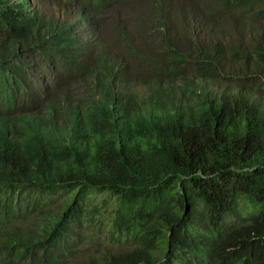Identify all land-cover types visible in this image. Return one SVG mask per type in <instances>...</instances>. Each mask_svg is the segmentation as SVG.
Here are the masks:
<instances>
[{
	"label": "trees",
	"instance_id": "16d2710c",
	"mask_svg": "<svg viewBox=\"0 0 264 264\" xmlns=\"http://www.w3.org/2000/svg\"><path fill=\"white\" fill-rule=\"evenodd\" d=\"M45 2L0 0V264H264V0Z\"/></svg>",
	"mask_w": 264,
	"mask_h": 264
},
{
	"label": "rangeland",
	"instance_id": "374dc122",
	"mask_svg": "<svg viewBox=\"0 0 264 264\" xmlns=\"http://www.w3.org/2000/svg\"><path fill=\"white\" fill-rule=\"evenodd\" d=\"M40 72L42 73V76L39 77V81L41 82V84H48L51 82V74L50 71L48 69V65H42L40 67ZM100 199V198H99ZM79 231L84 235V233H86V230L83 227H81V229L79 228Z\"/></svg>",
	"mask_w": 264,
	"mask_h": 264
},
{
	"label": "clouds",
	"instance_id": "9594fccd",
	"mask_svg": "<svg viewBox=\"0 0 264 264\" xmlns=\"http://www.w3.org/2000/svg\"><path fill=\"white\" fill-rule=\"evenodd\" d=\"M34 5H35V6L40 5V6L45 7V9L47 10L46 14H48V15H50V13H49L48 11L51 10V13H52V9H53V7H54V6H52V8H51V7H50V4H47V3L45 2V0H34ZM40 67H41V66H39V70H40Z\"/></svg>",
	"mask_w": 264,
	"mask_h": 264
}]
</instances>
